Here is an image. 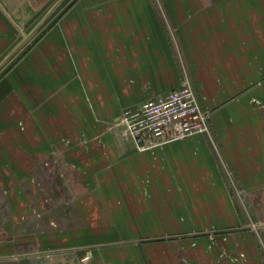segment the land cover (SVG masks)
<instances>
[{
  "label": "crops",
  "instance_id": "1",
  "mask_svg": "<svg viewBox=\"0 0 264 264\" xmlns=\"http://www.w3.org/2000/svg\"><path fill=\"white\" fill-rule=\"evenodd\" d=\"M37 44L0 82V191L14 170L6 129L23 123L24 165L63 194L52 219L72 226L54 262L83 239L98 264H219V235L199 231L239 223L235 191H264V117L251 105L264 100V0H75ZM185 77L209 133L140 150L114 130L124 106ZM14 173L20 205L28 190L44 203L27 168Z\"/></svg>",
  "mask_w": 264,
  "mask_h": 264
},
{
  "label": "rangeland",
  "instance_id": "2",
  "mask_svg": "<svg viewBox=\"0 0 264 264\" xmlns=\"http://www.w3.org/2000/svg\"><path fill=\"white\" fill-rule=\"evenodd\" d=\"M56 1L0 0V62L26 35L32 32L28 39L0 67V82L7 79L9 74L24 60L26 54L44 37L48 36L51 25L61 18L75 0L61 1L52 10L45 22L33 31ZM251 105L253 110L260 111L264 117L263 99L258 100L257 107L254 104ZM111 123H113L115 131L119 129L120 133L124 135L123 127L117 121ZM118 125L120 127H115ZM22 126L23 123L14 122L12 128L6 129L11 139H16V143L7 144L5 142L3 145L6 159H3L2 166L15 171H12V176L10 175L11 187H5L0 191V264H98L95 262L96 255L92 254L91 256V245L85 243L83 239L74 241L75 243L69 250L71 256L64 254L63 263L54 262L58 252L68 247L67 242L72 243L71 240L67 241L68 235L73 234L72 226L68 224L59 225L55 218L52 219L50 203L55 200L58 201L56 195L63 196V194L55 193L54 195L47 181L40 183V170H36L33 160L27 161L24 165L25 161L20 156L24 143H18V140L23 137L21 134ZM29 135L30 137L34 136V127L31 128ZM26 148L28 152H33L35 150L34 143L32 142L31 148H29V140L27 139ZM44 164L49 167L50 161L46 160ZM21 168H27L28 183L31 181L28 186L32 188V184H34L37 187L44 203L40 202V198L38 202H35L34 191L28 190L25 191L26 197H23V202L20 205L19 193L24 192L17 190L19 176L14 172L17 173L18 169ZM230 177L233 178L234 175ZM245 195H250V204L245 203ZM235 196L242 205L235 210L236 216L239 215L240 217L239 223L209 225L203 227L202 231L199 232L211 230V232L219 235L218 241H216V244L219 242L217 255L219 264H264V191L248 190L243 192L240 190L235 191ZM51 228L54 230L51 231ZM56 229L58 232L55 231ZM54 235H58L57 240H55ZM229 235H233L231 242ZM212 238L211 242L214 243L215 236ZM228 240L232 245H227Z\"/></svg>",
  "mask_w": 264,
  "mask_h": 264
},
{
  "label": "built area",
  "instance_id": "3",
  "mask_svg": "<svg viewBox=\"0 0 264 264\" xmlns=\"http://www.w3.org/2000/svg\"><path fill=\"white\" fill-rule=\"evenodd\" d=\"M117 123L140 150L210 131V110L201 105L189 79L164 93L123 108Z\"/></svg>",
  "mask_w": 264,
  "mask_h": 264
},
{
  "label": "water",
  "instance_id": "4",
  "mask_svg": "<svg viewBox=\"0 0 264 264\" xmlns=\"http://www.w3.org/2000/svg\"><path fill=\"white\" fill-rule=\"evenodd\" d=\"M63 0H57L49 9V11L47 12L46 16L43 18V20L35 27V29L33 31H35L40 25L43 24V22H45V20L48 18V16L51 14L52 10ZM32 33V32H31ZM30 33V34H31ZM30 34L26 35L24 37V39L18 44L16 45L4 58L3 60L0 62V67L13 55V53L20 47V45L25 42L28 37L30 36Z\"/></svg>",
  "mask_w": 264,
  "mask_h": 264
}]
</instances>
